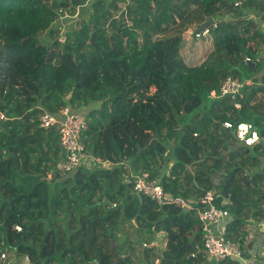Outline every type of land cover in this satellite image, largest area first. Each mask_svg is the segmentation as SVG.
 Wrapping results in <instances>:
<instances>
[{"label": "trees", "instance_id": "16d2710c", "mask_svg": "<svg viewBox=\"0 0 264 264\" xmlns=\"http://www.w3.org/2000/svg\"><path fill=\"white\" fill-rule=\"evenodd\" d=\"M210 19L204 58L190 65L183 38ZM263 23L264 0H0V254L113 264L114 241L117 255L136 261L121 264H242L196 251L199 210L210 190L219 206L229 199L226 235L243 250L248 220L264 221V126L254 123L264 119ZM228 77L252 82L241 110L210 97ZM65 107L90 108L80 142L112 168L56 170L60 133L41 117ZM249 111L253 119L243 117ZM226 121L252 122L261 142L239 143ZM142 173L192 208L140 199Z\"/></svg>", "mask_w": 264, "mask_h": 264}, {"label": "built area", "instance_id": "2783aa9c", "mask_svg": "<svg viewBox=\"0 0 264 264\" xmlns=\"http://www.w3.org/2000/svg\"><path fill=\"white\" fill-rule=\"evenodd\" d=\"M120 1L129 3L130 0ZM239 4L240 1H238L237 5ZM214 26H216L215 22ZM210 27L203 31H190L186 36H191L195 39L202 38L203 36L206 37L210 33ZM61 42H63V39H61ZM247 85H249L247 81L243 82L239 79L228 77L223 81L218 91H211L210 97L212 99L230 98L233 101L234 107L237 110H241L245 99L243 90ZM55 125L60 133V142L65 152V159L58 166L57 171L68 174L76 171L82 165L87 167H113V163L95 158L85 152V148L80 142V137L87 128L86 116L73 113L69 107H65L58 115L45 112L41 117V126L49 129ZM222 126L227 129H234L238 142L247 147H255L261 142L260 132L251 122L240 121L235 125L232 122L226 121L223 122ZM134 188L137 193L150 198L158 205L163 206L168 203H174L186 211L192 208L182 197L166 193L160 182L152 179L149 173H142L136 176ZM218 199L219 196L215 190H210L205 193L200 201L202 207L199 210V219L202 225L203 245H197L196 251L203 252L209 262L225 259H238L247 262L240 242L229 239L226 235V226H223L232 221L230 212L231 201L223 199L219 206ZM257 228L259 234L258 241H255V244L253 243L255 248L249 250V252L252 254L253 259L257 257L264 259V221L259 223ZM15 229L18 231L22 230L20 226H16ZM259 251H261V256L258 255ZM9 252L10 250L8 249L1 252L0 264H10ZM192 256L194 257L195 255L193 254ZM27 259L29 261V257Z\"/></svg>", "mask_w": 264, "mask_h": 264}, {"label": "crops", "instance_id": "0c3cea01", "mask_svg": "<svg viewBox=\"0 0 264 264\" xmlns=\"http://www.w3.org/2000/svg\"><path fill=\"white\" fill-rule=\"evenodd\" d=\"M78 14H77V16H78ZM253 20H259L260 22L263 21L260 16L258 18H254ZM63 21L65 22L66 20H63ZM263 27H264V25H263ZM262 30H264V29L262 28ZM263 57H264V54H263ZM247 82L249 83V85H247V86H250L252 84L251 81H247ZM257 99L264 100V95H261V94L258 95ZM96 107H99V105L96 104ZM96 107L93 106V108H96ZM89 111H90V108H85L82 111L78 112V114L85 116L88 114ZM243 117L245 119H253L254 118L253 112L249 111ZM254 123L257 127L261 128L264 126V119L256 118V119H254ZM259 223H261V222L254 221L252 219L248 220V230H249V234H250L249 240L244 245L245 250L242 249L245 252V257L247 259V262L240 261L242 264H263L264 259L262 257H260V258L257 257L256 259H253L252 254L249 252V250H253V248H255L253 243L255 244V241H258L259 234L257 232V229H258L257 226ZM223 226L227 227L228 224H224ZM166 242H167V240H166L165 234L160 233V234L156 235V242H154V245L157 246L158 252H162L166 248ZM247 246H248V251H247ZM258 255L261 256V251H259ZM126 257H123V258H126ZM207 262H209V261H207ZM135 263H136V261H135ZM159 263H160V261L157 260V262L155 264H159Z\"/></svg>", "mask_w": 264, "mask_h": 264}, {"label": "rangeland", "instance_id": "374dc122", "mask_svg": "<svg viewBox=\"0 0 264 264\" xmlns=\"http://www.w3.org/2000/svg\"><path fill=\"white\" fill-rule=\"evenodd\" d=\"M79 13L81 14L80 11H79ZM247 16L252 17L251 19L258 18V15H253V14H250ZM80 17H81L80 15L76 16V18H78V19ZM82 17H86V15H82ZM238 18H239V16H237V15L226 17V19H229V20H236ZM64 24H66V23L64 22ZM262 28L264 29L263 25H262ZM182 45H183L182 46V56H183L184 61L190 65H197L204 58L203 52H204L205 46L208 45V40L204 36L202 38H199V39L198 38H196V39L192 38L191 36H188V37L185 36L183 38V44ZM215 192L219 196L217 191H215ZM140 250L143 251L142 248ZM26 256H28V254H26ZM26 256H19L16 253V251H14V250H10L9 255H8L9 260H10L9 261L10 264H30L31 258H30V256H28L29 257V261H28V259H27L28 257H26ZM263 264H264V260H263Z\"/></svg>", "mask_w": 264, "mask_h": 264}, {"label": "water", "instance_id": "95a60500", "mask_svg": "<svg viewBox=\"0 0 264 264\" xmlns=\"http://www.w3.org/2000/svg\"><path fill=\"white\" fill-rule=\"evenodd\" d=\"M214 20L213 19H210L207 23L203 24L202 26H200L198 28V31H203L207 28H209L212 24H213ZM249 56V55H248ZM250 62V61H249ZM250 67L254 68L255 67V63H249ZM234 136H235V132H233ZM247 187L250 186V181L247 182L246 184ZM137 196L142 199V195L137 193ZM116 247L117 245L115 244L114 241H112V254L114 255V257L116 258V261L113 263V264H121V262L123 261V257H120L119 255L116 254ZM127 259L129 260H132L134 263H135V260L131 257V255H128L126 257Z\"/></svg>", "mask_w": 264, "mask_h": 264}]
</instances>
